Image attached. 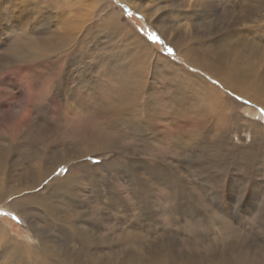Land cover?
<instances>
[{"label":"rangeland","instance_id":"374dc122","mask_svg":"<svg viewBox=\"0 0 264 264\" xmlns=\"http://www.w3.org/2000/svg\"><path fill=\"white\" fill-rule=\"evenodd\" d=\"M110 15L123 33L130 29L142 42L137 47L141 53L150 51L144 63L135 65L144 66L142 87L146 82L151 87L150 115L157 125L146 133L145 144L128 135L121 142L112 139L115 147L108 151L87 143L82 145L87 153L68 157L55 169L44 159L61 148L81 150L76 143L79 133L88 141L102 130L123 137L92 111L94 104L112 97L114 74L121 72L118 63L131 60L129 54L124 60L110 57L120 53L124 42L133 43L112 30ZM56 36L65 37L63 50L70 57L58 81L59 70L52 64L62 54L46 51L38 58L39 50L31 47ZM191 46L207 61H215L210 55L215 53L218 63L244 75L232 89L222 84L227 71L216 74L219 80L205 70L183 66L204 78L227 100L229 112L237 114L239 124L230 132L232 154L243 148L248 168L239 170L230 162L225 177L215 172L210 153L199 157V148L185 147L176 157L170 146L169 107H163L168 68L163 70L159 62L184 64L182 56ZM255 76L264 89V0H0V150L7 149L13 157L15 185L29 184L20 176L38 177L41 166L55 169L32 190L46 198L50 215L38 205L18 204L14 209L13 195L0 196H6L0 201V264H36L42 246L39 236L58 255L74 259L77 252L87 264H105L113 250L120 251L115 264H138L152 249L167 247L189 256L191 264H264V105L244 97L254 95L245 83ZM41 154L45 156L40 160ZM128 154L129 162H124ZM234 156L230 154L229 161H236ZM116 159L129 169L114 171L106 164ZM76 160L75 168L79 167L69 186H56L55 180L65 177ZM156 164L171 181L152 172ZM0 177L5 185L6 176ZM63 214L71 217L70 223L58 221ZM182 260L181 264H190Z\"/></svg>","mask_w":264,"mask_h":264},{"label":"bare ground","instance_id":"6f19581e","mask_svg":"<svg viewBox=\"0 0 264 264\" xmlns=\"http://www.w3.org/2000/svg\"><path fill=\"white\" fill-rule=\"evenodd\" d=\"M115 21L116 20L112 15L108 17V23L111 26L112 30L115 33H118L119 35H121L123 39H128V40L132 39L133 43L124 42L123 47L120 50V53H111L110 57L111 56L118 57L119 55V58L122 59L124 58V55L129 54V58L131 60L128 62L124 61L122 63H118L117 69L121 72L120 74L117 72L114 74L113 82L111 84L112 88L110 91L111 94H113L112 97H107L102 103H98V105L94 104L92 111L94 112L95 110V112L99 113V117L101 116L102 118L104 117L107 120V121L104 120L105 123H108L112 128L113 127L116 128L117 131L121 132L123 137L120 135L113 136V134L115 133H113L111 130L110 132L113 133L112 136L110 135V133L103 132L102 130V131H98L95 136L92 135V137H89V141H88V137H86V135L78 132L79 137L76 139L78 140L76 141V143L79 146H81V150L78 149L76 151L73 148L71 149L69 148L70 150L66 148H61V150L57 151L56 153L55 151H52L51 155L47 156L44 159L46 161H49L51 165L54 164L53 168L55 169L57 168V166H59V164H64V162L69 161L68 157L76 159L82 156L83 153L84 154L87 153L86 149H82V145H85L87 143L91 145H95L99 147L100 149H102L99 151H108V150L114 149L115 147L113 146L112 139L114 140V142L115 141L121 142V139H123L125 135H128V137H131L130 138L131 141L135 140L136 142H142V144H145L146 133L150 129H154L157 125L155 119L152 120V117L150 115V110L152 111V104L151 102H148V101H150V99L152 98L151 97V87L149 86V84H147V82L142 87V84L144 82H143L142 77H140V75H144V72H143L144 66L139 65L136 67L135 65L136 63H139V62L142 63L143 62L142 59L144 58L145 55L147 56L148 52L150 51L145 50L143 53H141L137 49V47L138 48L142 47L143 46L142 42L134 35V33L130 29L127 30V33L125 32L123 33L120 30L119 25L114 24ZM56 38H58L59 41H56ZM56 38L55 39L49 38L48 41L46 42L36 41L32 43L31 47H33V49L36 51L39 50L38 58L40 56L42 57L46 51L62 54V55H57L53 59V64H52L53 66L57 67L59 70L58 74L56 75V79L58 81V80H62L61 73L63 69L69 65L70 57L67 54V52L63 50L64 48L63 46L65 43V37L56 36ZM19 51L20 50H18V52ZM77 51L82 56L85 53V52L84 53L82 52V49H80V46L77 49ZM195 53H197L196 49L191 46L190 51L187 54L185 52L184 56H182L184 64H176L171 61H166L165 63L164 61L159 62V65L162 66L163 70L164 68H168L166 70L167 76L165 77L166 79L164 80L165 81L164 87H165L166 95L164 96V101H163V107H165V109L166 107H169L168 112L166 114L168 116L167 124L168 126H170L171 132H173L172 135L170 136L171 137L170 141L172 142V145H170V142L168 144L172 147L173 154L176 157H178L181 154L180 151L181 150L183 151L185 147L199 148L201 152L199 157H201L205 153H210L213 156V158H215L214 159L215 160L214 166L216 168L215 172H217L218 175L221 174L223 175V177H225L227 171L230 169V165H229L230 162H231V166L232 167L234 166L237 169H239L238 168L239 166L242 167L243 169L248 168V165H247L248 157L244 156L245 153H243V148H237V150L234 151V154H232V148H231L232 138H231L230 132L232 131V128H231L232 126L236 127V125L239 124L236 122L238 121L237 114L235 115L229 112L231 106L230 105L228 106L227 100L219 96L218 91H216L213 87L208 86L204 78L199 77L197 74H193V73L191 74V71L189 72V71L184 70L186 68H184L183 66H186V67L188 66V68H190L191 66H194L198 69L205 70L207 72V75L210 76L212 74V77L215 75L214 76L216 77L215 79H219L218 78L219 75H216V74H221L222 72L227 71L226 72L227 78L225 80L222 79L223 80L222 84H224V87L231 86L232 89L238 86L236 83L240 79H242L243 78L242 76L244 75L241 74L240 71H238V69L232 68L231 65H221L220 62L218 63V61L220 60L217 58L215 53H211L209 51V53H211L210 55L215 58V61L214 59H212L211 61H207L206 58H204L200 54H195ZM19 54H22V53L20 52ZM193 55H195L194 58H192ZM160 58H162L163 60L165 59L163 57H159L158 55V59ZM77 62L80 67L79 68L80 78H84L85 70L81 62V59L77 58ZM37 65H40V64H37ZM192 68H190V70H192ZM255 80H257L256 76L248 79L247 83H245L248 86V89H251L254 91V95H251L249 93L246 94L243 90H240L239 92L240 94H246L244 95V97L250 98L251 101L257 104H260V105H264V89H262V86H259L255 82ZM204 83L207 85L206 89L203 88ZM56 88H58V82H56ZM154 91H156V89ZM183 104H187L185 109L183 107ZM183 114H185V118H182ZM141 115H144V117H141ZM20 122H21V119L18 122H16L15 120L14 125L17 126L20 124ZM105 129L107 128L105 127ZM253 129L255 132H260L261 128L254 126ZM263 136L264 135H262V137ZM95 138L96 140H94ZM124 140H126V138ZM62 142L65 143V141H62ZM170 146L168 149H171ZM227 149H229V154H228ZM9 152L7 151V149L0 150V176L3 174L6 176L5 185H3L2 183L4 178L2 179L0 177V196L3 197L6 194L13 195V199L10 200V204L13 205L14 209H17L16 206H19L18 204H26L27 206L38 205L41 208V210L46 211V214L50 215L52 213L51 212L52 207L50 208L48 207L49 203L48 202L46 203V198L40 197V194H38L37 192L34 193L32 190H34L38 186L39 184L38 181L42 182L47 177L48 174L54 173L55 169L51 170V169H47L46 166H41V169L40 170L38 169V172H39L38 177L34 176L31 173L29 174V177L23 174L22 176H20V179L22 178L27 179L29 181V184L22 185V186H20V184L15 185L13 183L14 176L12 174L14 170L12 168V164H10V161L11 159H13V157L12 155L9 156ZM230 154H231V157L234 155L237 156L235 158L236 161H233L234 159L232 161L231 160L229 161ZM44 156L45 155L41 154V157H39V159L41 160ZM126 158L128 161L126 160L124 162H129V154L127 155ZM116 161L117 159L114 161L107 162L106 164L110 163L111 168L114 171H118L119 169H123V168H126L127 170L129 169V167H125V165L124 166L120 165V162H118L119 163L118 164ZM251 161H254L252 154H251ZM78 162L79 161L76 160V162L72 161V163H70V167L68 168L65 174V177L57 178L55 180V182L57 181L56 186L57 184L61 186L63 184L69 186L70 184L69 179L70 178L72 179L73 178L72 174H74L75 170H78L77 168L79 166L75 168V165ZM218 162H220L221 165L217 166L216 164ZM165 165L167 168L172 167L166 163ZM159 166L160 165L156 164L155 171H152V172L153 173L156 172L158 175H161V176L164 175L165 178L171 181V177L168 174V172L163 167L160 168ZM44 168H46V171H44ZM243 169H239V170H243ZM3 199H0V201L1 200L3 201ZM63 215H64L63 218H60V216H58V221L60 223H67L69 221L70 223L71 217L67 214H63ZM39 237L41 239L42 246L39 250V253H41V255L38 254L36 264H71L72 262L74 264H87V262L85 261V258L82 257L77 252H74L76 253L74 255L75 257L74 259L73 257L66 258L63 255H60V254L58 255L55 252V247H47L45 244H43L44 238L41 236ZM84 250L87 251L86 249ZM152 251L153 252L150 255L149 249H148L147 252L149 253L148 254L149 256L142 257L138 264H181V261H183L182 259H185L187 263L188 262L190 264L192 263L189 256H181L178 254H174L169 250L168 247L166 250L159 248L158 250L152 249ZM117 253H120V251L113 250V253H111L112 254L111 258H107V260L105 261V264H115L117 260H120V257L116 256ZM127 257L130 258V256L128 255ZM122 259L126 260L125 257Z\"/></svg>","mask_w":264,"mask_h":264},{"label":"snow or ice","instance_id":"6c2138e0","mask_svg":"<svg viewBox=\"0 0 264 264\" xmlns=\"http://www.w3.org/2000/svg\"><path fill=\"white\" fill-rule=\"evenodd\" d=\"M169 52H171V49H169Z\"/></svg>","mask_w":264,"mask_h":264}]
</instances>
